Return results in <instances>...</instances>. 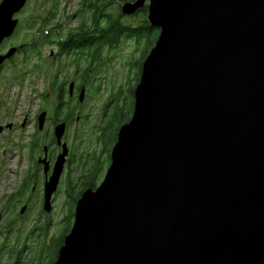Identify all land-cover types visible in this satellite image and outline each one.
I'll return each instance as SVG.
<instances>
[{
	"label": "water",
	"instance_id": "water-1",
	"mask_svg": "<svg viewBox=\"0 0 264 264\" xmlns=\"http://www.w3.org/2000/svg\"><path fill=\"white\" fill-rule=\"evenodd\" d=\"M28 1H3L0 41ZM146 4L160 35L132 119L55 264H264V0H138L122 13Z\"/></svg>",
	"mask_w": 264,
	"mask_h": 264
},
{
	"label": "flooded vegetation",
	"instance_id": "flooded-vegetation-1",
	"mask_svg": "<svg viewBox=\"0 0 264 264\" xmlns=\"http://www.w3.org/2000/svg\"><path fill=\"white\" fill-rule=\"evenodd\" d=\"M33 1L14 16L18 24L13 34L0 41V264H32L42 240L56 238L53 221L60 196L66 205L69 200L77 205L80 195L99 188L105 178L100 167L103 129L112 103L106 104L107 95L101 98L102 124L97 129L89 111L90 101L98 100L91 93L105 86V80L98 82L106 64L104 52L110 49L104 24L55 25L43 31L56 14L46 24H26L23 17ZM81 124L89 125L88 137ZM62 159L47 211L46 188Z\"/></svg>",
	"mask_w": 264,
	"mask_h": 264
},
{
	"label": "rangeland",
	"instance_id": "rangeland-1",
	"mask_svg": "<svg viewBox=\"0 0 264 264\" xmlns=\"http://www.w3.org/2000/svg\"><path fill=\"white\" fill-rule=\"evenodd\" d=\"M84 0H34L31 7L24 15V22H36L37 24H46L45 20L50 18L51 15L56 14V17L51 18V21L47 22L48 27H44L43 31H49L54 28L52 26H60L62 28L75 27L79 24V19L77 13L81 9ZM116 9V8H115ZM137 25V24H133ZM142 24H139V26ZM58 31V29H57ZM158 34L155 31L150 32L146 30L142 33V45L140 42L132 38H125L113 49H106L104 52L106 55V61L104 68H102L101 76L98 82L105 80V86L95 87L97 94L91 93V96L96 95V98L90 101V120L96 123L97 127L102 123V101L101 98L106 97V104H111L112 108L108 115V120L103 129V155L100 162V167L104 171L103 176L105 177L106 172L109 170L110 157L112 150L118 139L119 129L125 125L132 118L135 95L134 92L139 83V75L141 68L148 56L154 41L158 38ZM157 42V41H156ZM49 51V50H48ZM47 51V54L49 52ZM121 87V89L116 93V91ZM114 93V94H113ZM109 94V95H108ZM29 94L27 93V96ZM21 106H28L23 103ZM115 117L113 118V115ZM91 127L92 124L89 123ZM88 125V126H89ZM74 126L75 123H74ZM73 126V127H74ZM87 131L86 136H89L88 126L80 125ZM11 169H14V165L10 162ZM67 192L72 194L73 189H68ZM76 204L74 201L69 200L68 205H66L64 197L60 196L57 203L58 215L54 219L55 227H53L52 236H56L54 240L51 239L49 243V250L55 257V254L59 248V245L64 241L67 233L72 229L74 224V213ZM66 213V214H65Z\"/></svg>",
	"mask_w": 264,
	"mask_h": 264
},
{
	"label": "trees",
	"instance_id": "trees-1",
	"mask_svg": "<svg viewBox=\"0 0 264 264\" xmlns=\"http://www.w3.org/2000/svg\"><path fill=\"white\" fill-rule=\"evenodd\" d=\"M137 1L138 0H84L81 9H79L77 13L78 17H80L79 24H104L105 45L111 49L115 48V46L120 43V39L122 38L135 39L142 45L141 40L144 39L142 38V33L144 31H155V34H158L159 36L160 30L153 28L148 21V4L138 10L134 15L126 16L122 13V7L125 4ZM139 24L142 25L139 26ZM158 38L154 41L152 48L155 46ZM106 60L105 62H107ZM142 71L143 66L139 75V83ZM130 121L131 120H129V122ZM121 128L119 129V132ZM80 198H82V195H80ZM65 239L66 238H64V241L59 245L55 257H53L51 250H49L48 241L42 240L40 247L32 254L33 259L31 263L55 264L59 258V251L63 247Z\"/></svg>",
	"mask_w": 264,
	"mask_h": 264
},
{
	"label": "built area",
	"instance_id": "built-area-1",
	"mask_svg": "<svg viewBox=\"0 0 264 264\" xmlns=\"http://www.w3.org/2000/svg\"><path fill=\"white\" fill-rule=\"evenodd\" d=\"M9 176L12 177L11 174Z\"/></svg>",
	"mask_w": 264,
	"mask_h": 264
}]
</instances>
